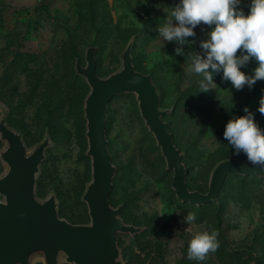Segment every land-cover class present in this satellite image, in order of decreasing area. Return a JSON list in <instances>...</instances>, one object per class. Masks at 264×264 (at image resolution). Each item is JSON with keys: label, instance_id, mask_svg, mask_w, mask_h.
Returning a JSON list of instances; mask_svg holds the SVG:
<instances>
[{"label": "rangeland", "instance_id": "374dc122", "mask_svg": "<svg viewBox=\"0 0 264 264\" xmlns=\"http://www.w3.org/2000/svg\"><path fill=\"white\" fill-rule=\"evenodd\" d=\"M13 2L0 0V120L21 133L28 153L49 140L37 173L36 195L41 201L54 195L61 217L90 222L83 198L92 179L84 110L90 85L76 69L78 60L86 64L89 46L96 47V69L105 77L122 67V53L131 44L135 67L149 73L157 86L163 118L184 154L191 189L206 192L219 161L246 158L233 155L223 131L229 119L245 114V106L255 111L264 95V79L251 89L236 90L221 72L214 74L209 91H201L202 77L188 68L191 55L203 52L199 42L207 38L209 26L198 25L196 36L183 46L163 40L157 31L178 0ZM239 7L247 12L249 0ZM178 46L184 48L181 55L175 53ZM255 66L253 60L243 70L250 72ZM84 84L88 92L80 109ZM255 119L264 129V115L255 112ZM106 136L116 166L111 203L122 208L120 217L126 223L139 227L134 233L118 232L125 264H264V176L229 174L217 201L183 202L172 187L173 170L141 114L135 92L110 100ZM7 145L0 135V177L8 168L1 156ZM187 213L195 216L189 224L183 221ZM212 230L218 233L217 250L202 261L189 259V241ZM29 260L47 264L43 251L31 253ZM58 262L73 264L64 252Z\"/></svg>", "mask_w": 264, "mask_h": 264}, {"label": "water", "instance_id": "95a60500", "mask_svg": "<svg viewBox=\"0 0 264 264\" xmlns=\"http://www.w3.org/2000/svg\"><path fill=\"white\" fill-rule=\"evenodd\" d=\"M96 47L86 50V64L78 60L76 69L90 85L85 98L87 154L91 158L92 179L83 198L88 205L90 222L72 223L61 217L54 195L41 201L36 195L39 165L49 140L32 152L21 133L0 120V135L8 142L1 152L7 171L0 177V264H30V255L43 251L47 264H59L60 252L73 264H125L120 258L118 232H137L139 227L126 223L121 207L111 203L116 166L108 147L106 120L108 104L116 94L135 92L142 116L154 133L167 167L173 170L172 187L183 202L195 205L215 202L229 174L264 176V166L245 159L229 157L213 168L206 192L187 184L188 168L184 154L163 118L161 98L149 73L138 70L132 60L131 44L122 53V67L102 77L96 69Z\"/></svg>", "mask_w": 264, "mask_h": 264}, {"label": "clouds", "instance_id": "9594fccd", "mask_svg": "<svg viewBox=\"0 0 264 264\" xmlns=\"http://www.w3.org/2000/svg\"><path fill=\"white\" fill-rule=\"evenodd\" d=\"M242 0H178L166 23L158 26V34L163 40L177 42L178 45L191 43L195 28L209 26L207 38L199 42L202 53L191 55L188 71L202 77L201 91H209L214 85V74L222 72V79L241 90L245 86L253 88L258 80L264 79V0H249V10L239 7ZM239 50V51H238ZM183 47H176L181 55ZM256 66L246 72L251 61ZM255 112L264 115V95L259 105L252 111L244 107V115L233 116L225 125L223 137L231 146L233 155L243 154L252 165L264 166V129L255 119ZM195 216L187 213L183 221L188 224ZM216 230L199 232L188 245V257L197 261L205 259L219 246Z\"/></svg>", "mask_w": 264, "mask_h": 264}, {"label": "trees", "instance_id": "16d2710c", "mask_svg": "<svg viewBox=\"0 0 264 264\" xmlns=\"http://www.w3.org/2000/svg\"><path fill=\"white\" fill-rule=\"evenodd\" d=\"M82 90L84 91L83 92V94H82V100H81V102H80V109L82 108V106H83V98H84V96L87 94V92H88V87H87V85H83L82 86ZM81 113H82V110H81ZM243 177H248V176H250V177H253V178H258V177H260V176H256V175H242ZM227 179V178H226ZM226 181V180H225ZM225 184V183H224ZM224 186V185H223ZM223 188V187H222Z\"/></svg>", "mask_w": 264, "mask_h": 264}, {"label": "crops", "instance_id": "0c3cea01", "mask_svg": "<svg viewBox=\"0 0 264 264\" xmlns=\"http://www.w3.org/2000/svg\"><path fill=\"white\" fill-rule=\"evenodd\" d=\"M9 2H13V0H8ZM38 0H36V2H37ZM14 3V2H13Z\"/></svg>", "mask_w": 264, "mask_h": 264}, {"label": "bare ground", "instance_id": "6f19581e", "mask_svg": "<svg viewBox=\"0 0 264 264\" xmlns=\"http://www.w3.org/2000/svg\"><path fill=\"white\" fill-rule=\"evenodd\" d=\"M182 102V101H181ZM177 104V103H176ZM188 108H191V107H188ZM191 115V113H189Z\"/></svg>", "mask_w": 264, "mask_h": 264}]
</instances>
